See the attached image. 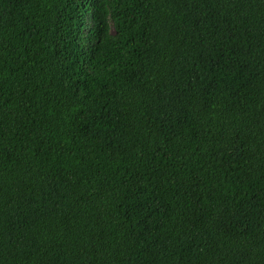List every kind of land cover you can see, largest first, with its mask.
Masks as SVG:
<instances>
[{"label":"trees","instance_id":"trees-1","mask_svg":"<svg viewBox=\"0 0 264 264\" xmlns=\"http://www.w3.org/2000/svg\"><path fill=\"white\" fill-rule=\"evenodd\" d=\"M0 264H264V0H0Z\"/></svg>","mask_w":264,"mask_h":264}]
</instances>
